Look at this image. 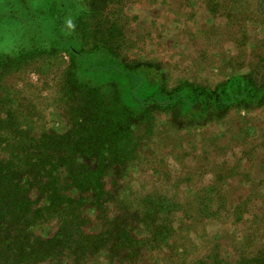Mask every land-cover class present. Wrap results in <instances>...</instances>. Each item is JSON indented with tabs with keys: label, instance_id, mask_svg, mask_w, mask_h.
Returning a JSON list of instances; mask_svg holds the SVG:
<instances>
[{
	"label": "trees",
	"instance_id": "trees-1",
	"mask_svg": "<svg viewBox=\"0 0 264 264\" xmlns=\"http://www.w3.org/2000/svg\"><path fill=\"white\" fill-rule=\"evenodd\" d=\"M67 1L38 6L55 22L48 42L0 55V264L159 263L151 255L171 241L175 200L145 195L127 203L107 190L116 169L137 156V121L152 109L185 125L219 119L232 107L263 104L264 83L235 74L217 89L189 80L167 88L155 65L130 66L108 45L120 30L105 9L121 0H82L79 9ZM61 53L71 60L63 94L69 126L40 132L28 125L35 118H21L4 79ZM222 212L209 206L200 215ZM235 245L239 256L212 248L188 264H264L263 236L247 233Z\"/></svg>",
	"mask_w": 264,
	"mask_h": 264
},
{
	"label": "rangeland",
	"instance_id": "rangeland-1",
	"mask_svg": "<svg viewBox=\"0 0 264 264\" xmlns=\"http://www.w3.org/2000/svg\"><path fill=\"white\" fill-rule=\"evenodd\" d=\"M50 1L0 0V55L53 37L54 20L39 10ZM81 1L67 2L79 9ZM105 11L120 30L119 39L113 35L108 44L114 53L130 66L155 65L167 88L189 80L217 89L235 74L264 83V0H121ZM70 64L61 53L5 77L21 118H35L28 124L33 129H68L63 94ZM216 117L185 125L170 112L152 109L137 121V156L116 169L107 190L127 203L158 195L177 204L169 245L151 255L159 263L149 257L146 264H188L212 248L239 256L236 240L247 233L264 237V103L232 107ZM209 206L226 212L202 217Z\"/></svg>",
	"mask_w": 264,
	"mask_h": 264
}]
</instances>
